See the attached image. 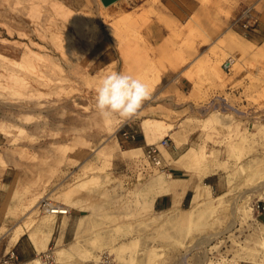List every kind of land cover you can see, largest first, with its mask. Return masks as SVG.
<instances>
[{"label":"rangeland","instance_id":"obj_1","mask_svg":"<svg viewBox=\"0 0 264 264\" xmlns=\"http://www.w3.org/2000/svg\"><path fill=\"white\" fill-rule=\"evenodd\" d=\"M196 1L226 23L194 57L214 25L178 21V0H0V255L14 252L11 264H264V0ZM246 7L257 24L244 37L230 21ZM111 72L150 87L128 121L143 137L153 120V143L169 140L173 176L196 182L188 202L156 211L172 171L121 142L128 121L98 116ZM164 74L190 85L171 90ZM42 198L70 214L48 215ZM22 228L25 261L9 243Z\"/></svg>","mask_w":264,"mask_h":264},{"label":"crops","instance_id":"obj_2","mask_svg":"<svg viewBox=\"0 0 264 264\" xmlns=\"http://www.w3.org/2000/svg\"><path fill=\"white\" fill-rule=\"evenodd\" d=\"M179 3V8H177V10H173L172 15L175 16L178 21H181L182 19H190L192 16H195V19L199 22H203L205 25L207 24V17L210 16L211 17V25H214V28L211 29V33H210V41L207 44H196L195 46V53L193 54L194 57H197L199 55H201L202 51L205 53H207L209 51V49L211 48L212 44L215 43V40L219 34L223 31V26L226 23L225 19H222L221 16L219 17V15H217V11L216 10H211L210 14H206L203 10L202 5L197 2L196 0H178ZM233 8V7H232ZM235 9V8H233ZM202 25V24H201ZM201 48H205V50L200 51ZM162 78L166 81L167 83V87L171 90H178L180 91H184L186 85H190V81L184 77L183 75H168V74H164L162 76ZM153 120L150 119H145L142 124H141V132L143 137L138 136L137 139L134 142H129V143H123L126 146H132L134 149V151L137 150H143L146 148L147 145L149 144H153L154 141V136H155V131L153 130L152 127V123H150ZM158 121V120H156ZM157 131V129H156ZM158 132V131H157ZM130 149V150H131ZM178 150L179 148L174 145L173 143L171 144V147L169 149V156L173 159L176 158L178 156ZM162 162H163V167H167L168 171H172L171 175L173 176V173H178L181 172L178 169L171 167L170 163L168 161V158H165L164 156H162ZM180 175H183V173H180ZM177 176H173V180H174V185L172 186H166V185H161L159 186V195L157 196V199L154 203V209L155 206H158V211H162L165 209H169L172 207L173 205V201H185V197L187 195L188 192H191L193 190V187L195 185V181L194 180H187V179H183V178H175ZM183 183L186 184L187 186H185L186 190L183 193V195L178 196L177 191H174L173 189H179L181 187H183ZM170 190V192H169ZM179 203V204H180ZM156 210V209H155ZM157 211V210H156ZM56 217V216H55ZM21 235L18 237V239L10 246H14L17 252V258L18 260L20 259L21 261H25L28 258V256H30V254H33L32 250H29L28 253L26 254L24 251V245H22L21 240H20Z\"/></svg>","mask_w":264,"mask_h":264},{"label":"clouds","instance_id":"obj_3","mask_svg":"<svg viewBox=\"0 0 264 264\" xmlns=\"http://www.w3.org/2000/svg\"><path fill=\"white\" fill-rule=\"evenodd\" d=\"M95 92L96 112L105 121L117 116L122 122L133 119L151 97V89L142 79L124 72L105 75Z\"/></svg>","mask_w":264,"mask_h":264},{"label":"built area","instance_id":"obj_4","mask_svg":"<svg viewBox=\"0 0 264 264\" xmlns=\"http://www.w3.org/2000/svg\"><path fill=\"white\" fill-rule=\"evenodd\" d=\"M257 24V20L252 16L250 10H244L237 16H235V19L233 21V26L238 25L243 29L244 35H246L249 31L253 30ZM230 65V61L228 60V63H225L226 67ZM119 137L121 139L122 143H129L134 142L137 137L139 136L138 130L134 128L133 125L130 124V122H125L121 127L118 129ZM169 146V140L166 138H163L159 141V144H153V145H147L145 148L144 156L146 160L153 164L154 166H160L162 162V156L160 148H168ZM50 200L47 198H42L39 201L38 207L41 211H44L45 208L49 205ZM69 213H59L58 215L66 216L69 215ZM13 260H16V256L14 252H8L3 255H0V264H11Z\"/></svg>","mask_w":264,"mask_h":264},{"label":"bare ground","instance_id":"obj_5","mask_svg":"<svg viewBox=\"0 0 264 264\" xmlns=\"http://www.w3.org/2000/svg\"><path fill=\"white\" fill-rule=\"evenodd\" d=\"M250 10L251 11V8H249V7H246L245 9H242V11H244V10ZM242 11H240V12H238L237 14H240ZM237 16V15H236ZM234 19H235V16L231 19V21H230V27H233V21H234ZM242 35L244 36V37H246V35H244V32L242 33ZM153 144H155V143H153ZM153 144H149V145H153ZM156 144H159V142L158 143H156ZM162 149H164V148H162ZM164 150H166V149H164ZM144 152H145V150H144ZM162 156V155H161ZM147 161V160H146ZM148 162V161H147ZM149 163V162H148ZM151 164V163H150ZM153 165V164H152ZM161 165H162V162H161ZM161 165L160 166H155V167H158V168H160L161 167ZM174 191H177V193H178V196H181V195H183V193L185 192V190H186V188H185V186H183V187H181V188H179V189H173ZM169 192H170V190H169ZM196 197V196H195ZM43 212H45V213H47L48 215L50 214V215H52V216H58V214L60 213H64V212H66V213H69V210L65 207V206H63V205H58V204H53V202L52 201H50V203H49V205L47 206V208H45L44 209V211ZM41 225L43 226V228H45L46 230H48L49 232H51V230H52V221L50 220V218H48V216H47V218L45 219H43L42 221H41ZM26 232V229L25 228H22V229H19L18 231H16V233L11 237V239H10V241H9V243H10V245H12L17 239H18V237L22 234V233H25ZM34 264H40L39 263V261L38 260H34Z\"/></svg>","mask_w":264,"mask_h":264},{"label":"trees","instance_id":"obj_6","mask_svg":"<svg viewBox=\"0 0 264 264\" xmlns=\"http://www.w3.org/2000/svg\"><path fill=\"white\" fill-rule=\"evenodd\" d=\"M191 196H192L191 192H188L186 197H185V201L184 202L185 203L188 202L190 200ZM155 209L158 211L159 210L158 206H155Z\"/></svg>","mask_w":264,"mask_h":264},{"label":"water","instance_id":"obj_7","mask_svg":"<svg viewBox=\"0 0 264 264\" xmlns=\"http://www.w3.org/2000/svg\"><path fill=\"white\" fill-rule=\"evenodd\" d=\"M114 1H116V0H105V5H107V4H109V3H112V2H114Z\"/></svg>","mask_w":264,"mask_h":264}]
</instances>
